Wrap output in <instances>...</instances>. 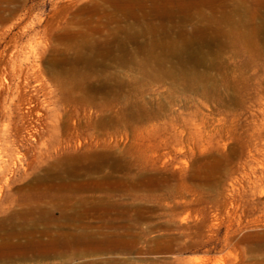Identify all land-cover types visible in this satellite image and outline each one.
I'll return each instance as SVG.
<instances>
[{
    "label": "rangeland",
    "instance_id": "obj_1",
    "mask_svg": "<svg viewBox=\"0 0 264 264\" xmlns=\"http://www.w3.org/2000/svg\"><path fill=\"white\" fill-rule=\"evenodd\" d=\"M247 2L254 7L255 0ZM100 5L104 0H0V207H13L11 200L57 160L107 150L132 164L133 181L143 176L146 182L110 193L133 209L144 206L141 214L133 210L140 218L130 213L140 236L137 250L121 258L131 264H264L262 45L244 53L226 49L209 95L199 85L187 91L181 80L156 81L130 68L121 70L116 98V81L108 76L114 68H106L102 81L92 71L78 75L98 60V45L121 34ZM132 104L158 117L94 134L99 120H120Z\"/></svg>",
    "mask_w": 264,
    "mask_h": 264
},
{
    "label": "bare ground",
    "instance_id": "obj_2",
    "mask_svg": "<svg viewBox=\"0 0 264 264\" xmlns=\"http://www.w3.org/2000/svg\"><path fill=\"white\" fill-rule=\"evenodd\" d=\"M98 7L105 18L115 23L117 32L121 34H108L109 39L104 33L109 41L108 44L98 45V60L92 63L93 69L83 68L76 74L83 78L92 71L102 81L106 77V68H114L108 76L116 81L113 85L116 87L113 91L116 98H120L119 88L123 85L118 82L119 77L122 78L121 70L130 68L156 81L169 78L181 80L187 91H193L194 86L199 85L208 94L211 90L213 92L210 81L215 80L214 74L221 70L218 61L226 49L237 46L241 47L239 52L244 53L260 44L264 49V0H255L253 8L247 0H104V5ZM109 28L111 31V26ZM129 44L136 48L130 49ZM74 68L77 69L76 66ZM80 86L82 90V82ZM104 86L101 84L99 87ZM101 99L99 102L103 101V97ZM141 105L123 107L126 112L120 120H99L93 127L94 134L110 135L109 130L118 126L139 124L158 117L144 112ZM63 127L70 133L68 121L63 122ZM133 169L131 163L107 150L57 160L44 175L36 176L27 184L24 193L11 200L13 207H0V263L63 258L65 264L72 258H89L76 264H131L126 256L121 258L120 255L137 250L140 236L133 232L130 223V213L136 207L133 209L129 203L121 204L115 198L112 200L110 193L146 186L143 176L133 181L130 175ZM118 175L121 179L116 180ZM136 211L133 213L136 214Z\"/></svg>",
    "mask_w": 264,
    "mask_h": 264
}]
</instances>
